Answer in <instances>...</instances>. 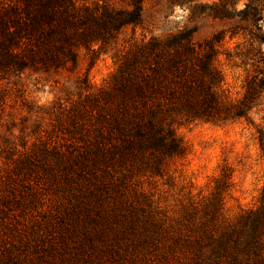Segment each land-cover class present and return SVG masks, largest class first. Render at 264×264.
Listing matches in <instances>:
<instances>
[{"label": "trees", "instance_id": "16d2710c", "mask_svg": "<svg viewBox=\"0 0 264 264\" xmlns=\"http://www.w3.org/2000/svg\"><path fill=\"white\" fill-rule=\"evenodd\" d=\"M118 1L124 6L111 0H0V111L10 98V78L26 71L75 74L81 51L89 61L75 80L77 100L59 107L45 137L31 148L21 145L13 170L27 182L12 200L24 214L51 194L44 211L53 213L64 238L78 240L83 264H264V186L259 205L232 220L223 215L227 170L208 196L175 219L138 189L143 180L166 177L187 154L178 126L252 123L264 101V53L237 46L236 58L250 67L238 99L216 62L226 34L264 44L255 5L264 0H248L237 13L224 3L199 8L207 17L245 24L201 42L186 27L133 41L117 51L110 83L92 91L87 74L96 58L115 48L123 29L143 25L144 0ZM257 134L264 157V132ZM3 190L1 206L9 202ZM22 238L5 229L0 264H56L35 256L38 249H32L33 259Z\"/></svg>", "mask_w": 264, "mask_h": 264}, {"label": "rangeland", "instance_id": "374dc122", "mask_svg": "<svg viewBox=\"0 0 264 264\" xmlns=\"http://www.w3.org/2000/svg\"><path fill=\"white\" fill-rule=\"evenodd\" d=\"M92 1L95 0H78L80 3ZM111 1L118 8L124 6L118 0ZM248 2L144 0L143 25L123 29L115 48L100 54L88 70V82L92 91L110 83L117 68V51L127 48L133 41H140L143 36L146 39L150 36H162L186 27L193 29V39L201 42L220 31L232 27L241 28L245 24L238 18L223 22L207 17L200 14L199 8L224 3L230 12L237 13ZM255 5L259 9L260 26L264 31V5ZM193 8H198L195 15L192 14ZM237 46L251 47L264 53V44L252 43L240 35L231 39L226 34L216 63L233 99L241 97L243 81L250 71V67H244L236 58ZM80 57V65L75 74L26 71L10 78V98L5 108L0 111V189L4 187L2 194L9 200L8 203L0 205V235H4L5 229L13 232L14 236L21 235L22 240L28 239L29 249L25 250L33 259L35 257L32 256V249H38L35 256H44L47 261L56 264H83L80 257H77L78 240L64 238L65 232L62 233L53 213L44 211L50 205L51 194L41 195L44 198L42 207L36 205L33 210H24V214L17 208L12 197L21 193V185L27 181L24 182L23 176H18V172L13 169L14 162L22 151L21 145L28 142L27 147L31 148L39 135L44 136L45 129L50 130L49 123L59 107L69 106L72 101L77 100L79 93L75 80L77 76L84 75L89 63L84 51L80 52ZM251 120L250 124L235 122L213 125L195 122L178 126L176 132L187 147V154L171 164L166 177L143 180L138 189L148 196L155 209L175 219L191 202L197 203L202 197L208 196L213 191L216 180L227 170L230 174V185L224 194V217L232 220L242 212L256 208L264 186V157L257 134V129L264 132V101L259 109L252 112ZM9 177L11 180L8 181ZM2 182L4 185H1ZM49 247V253L43 251Z\"/></svg>", "mask_w": 264, "mask_h": 264}]
</instances>
